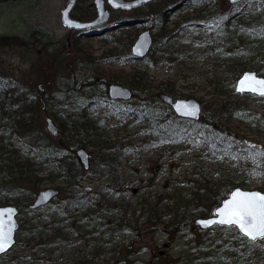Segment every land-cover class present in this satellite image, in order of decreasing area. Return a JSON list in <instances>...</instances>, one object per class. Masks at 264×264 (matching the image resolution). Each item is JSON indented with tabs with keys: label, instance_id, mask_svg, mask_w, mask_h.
I'll return each mask as SVG.
<instances>
[{
	"label": "rangeland",
	"instance_id": "obj_1",
	"mask_svg": "<svg viewBox=\"0 0 264 264\" xmlns=\"http://www.w3.org/2000/svg\"><path fill=\"white\" fill-rule=\"evenodd\" d=\"M157 1L146 3L135 10L116 11L117 15L112 13L118 18L143 16L142 11L147 8L155 10L156 4L163 0ZM168 1L170 5L179 0ZM65 2L66 0H0V74L16 79L33 92L30 100L35 105V122L46 132L47 117H51L54 124L59 126L52 115V112L59 110L58 107L52 108L54 105V100L51 103L52 95L66 90L68 84L72 82L76 86H80L85 80L92 82V86L85 89L83 94L88 97L93 92L95 98H92L93 96L91 98L95 99L94 101L78 99V103L82 102L81 106L85 103L82 108H75L74 103L60 111L68 112L67 116L76 117L84 114L94 123L100 121L101 128L95 130L100 135L94 136L111 143L117 141L114 149L122 151V156L110 168H99L92 159L93 155L89 153V166L96 167L98 175L93 181L86 182L82 188H102L103 191L112 187L119 188L122 189L121 194L124 195L121 197L125 200L133 199L138 189L143 195L158 192L169 181L171 186L184 192L197 186L204 188L218 182L225 184L233 182L244 189L264 191V158L257 160L247 156L225 154L218 150L219 145L215 144V141L221 143L220 138L214 140L207 134L209 139L207 140L203 138L205 132H193L191 133L193 136H186L177 142H158L149 133L140 132L142 126H137V129H126L119 109L135 105L140 102L139 99L134 95L129 101L101 103V96L107 97V94L99 82L100 75L93 66L86 64V55L77 46L80 44L92 52L97 58L95 59L97 66L123 71L136 69L146 73L150 79L169 80L175 90L173 96L195 97L201 103L203 114L208 115L209 110L217 108L218 105L210 103L209 99L216 96V92L220 93L217 97L222 99L223 104L218 107L224 115H229L227 121H220V125L229 126L236 139L243 143L264 144V96L234 91L236 76L230 73L231 70L225 61L229 58L226 52L204 43L201 29L189 24L178 31L167 47H154L144 59H135L129 56L130 44L139 31L150 28L148 21L111 28L94 35L78 36L76 31L68 35L69 30L60 20V9ZM92 2L93 0H77L71 10L72 16L89 18ZM258 3V0H246L232 6L227 3L224 11L227 14L246 11ZM192 6L194 9L198 8ZM190 7L184 2L178 4L172 10L171 18L174 19L176 16L177 19L178 15L190 14ZM114 18L112 15L111 20ZM156 31L157 28H151L152 33ZM156 40L159 41L160 37ZM101 53H105L106 56L104 54L101 56ZM261 59V56L256 57L254 54L242 59V63L245 69H254L264 76V60ZM123 85L128 86L133 94L137 92L129 85ZM35 87L42 91H35ZM142 91L139 90L140 93ZM156 91L152 89L149 92L157 107L162 110L165 105ZM45 100H48L46 108ZM203 102H207L208 106H204ZM55 103L66 104L67 101L56 98ZM67 123L69 124V121ZM189 123L199 127L204 125L200 119ZM81 137L84 138L85 134L78 135V138ZM52 139L58 142L57 133L52 134ZM84 140L86 141L85 138ZM80 143L77 140L74 147L81 146ZM89 148L85 146L86 150ZM61 185L54 182L40 186L39 189L49 186L59 189L47 205L36 210H30L26 205L20 206L17 219L23 230L16 236L13 247L0 256V264L13 261L23 253L29 257L25 264H71L68 261L70 255L61 257L57 253L53 256L45 253L42 246L30 249L31 246L26 243L24 234L26 229H29L27 223H45L57 218L56 211L50 209L65 196L61 191ZM4 189L0 185V204H13L12 199L4 198L7 197ZM130 205L133 206V203ZM138 211L136 213L141 215ZM198 216L201 215L195 214V218ZM165 223V220L160 221L154 225V229H149L145 225V232L137 244L139 249L133 264H180L185 253H195V246L203 247L200 248L202 254L213 253L214 249L220 250L221 245L224 247L221 252L224 253L229 250L231 244L236 247L243 244L241 237L237 241L228 240L234 229L232 226L214 225L206 228L196 226L195 229H185L171 235L157 228ZM130 237L132 233L127 235V240ZM258 241L264 247V239ZM74 248L76 251L74 255L79 257L84 252L87 258L91 257V247L76 244ZM104 251L99 258L109 257L111 253L119 258L117 252H111L107 248ZM195 255L199 258L198 254Z\"/></svg>",
	"mask_w": 264,
	"mask_h": 264
},
{
	"label": "trees",
	"instance_id": "obj_2",
	"mask_svg": "<svg viewBox=\"0 0 264 264\" xmlns=\"http://www.w3.org/2000/svg\"><path fill=\"white\" fill-rule=\"evenodd\" d=\"M258 1L257 6L253 5L246 11L227 14L224 11L227 6L225 0H179L170 5L168 0H163L156 4L155 10L147 8L142 13L147 15L145 20L149 22V27L157 28L153 34V48L167 47L180 29L191 24L190 26L201 29L204 43L227 53L229 58L225 61L231 75L237 77L245 70L242 59L255 54L264 60V0ZM182 2L191 6L190 14L178 15L177 19L176 16L172 19V10ZM192 5L198 8L194 9ZM114 13L117 15L118 12ZM90 14L94 15L93 5ZM115 14L113 16L118 18ZM124 20L125 18L120 17L110 24L118 27ZM199 21L203 23H197ZM157 37H160L159 41L156 40ZM132 38L133 36L130 40ZM77 48L85 53L86 64L93 66L99 73V82L104 89L113 81L127 84L137 90L134 95L140 102L119 109L126 129L142 126L140 132L149 133L158 142H177L193 132H205L203 138L207 140V134L211 139H222L221 143L215 141V144L219 145L218 150L225 154L247 156L257 160L264 158V144L243 143L236 139L229 126L220 125V121H227L229 117L218 107L223 104L222 99L217 97L220 93L216 92V96L210 97L209 102L218 106L209 110L208 115H202L200 120L204 125L199 127L175 116L165 104L162 110L157 107L149 91L155 89L157 93L166 92L173 95L175 90L169 80L150 79L146 73L136 69L126 72L122 69L97 66V58L92 52L80 44ZM103 54L105 55L101 53V56ZM68 85L66 90L55 92L51 97V103L54 100L52 108L59 109L52 112L59 125L58 142H55L52 134L42 130L35 122V105L30 100L33 92L16 79L0 74V185L3 189L5 187L7 197L4 198L24 206L41 185L54 182L61 183V191L65 193L50 209L56 211L58 219L45 223H27L29 229H26L24 234L30 249L42 246L45 253L53 256L57 253L61 257L70 255L68 261L71 264H133L145 225L154 229L155 224L165 220L166 223L157 228L171 235L185 229H195V214H210L213 207L236 186L233 182H218L204 188L197 186L184 192L171 186L169 181L158 192L143 195L138 189L137 195L128 199L129 201L121 197L124 194H121L122 189L119 188L112 187L106 191L102 188H82L86 182L89 183L97 177L98 170L90 166L84 169L80 165L74 152L77 140L81 142V146L90 147L88 152L93 155L92 159L99 168L113 166L122 156V151L114 149L117 141L111 143L95 137L100 135L95 131L101 128L100 121L94 123L84 114L75 117L60 111L74 103L75 108H82L85 103L81 106L82 102L78 103V99L95 100L92 99L95 98L93 92L88 97L83 94L85 89L92 86L91 81L85 80L80 86H76L74 82ZM34 89L37 92L42 91L37 87ZM139 90H143L142 93ZM56 98L67 103H55ZM104 99L105 97L101 96V102ZM207 102L202 104L205 106ZM47 103L48 100H45V108ZM79 134H85L86 141L82 137L78 138ZM89 135L93 136L89 138ZM137 210L141 215L136 213ZM22 228L20 225L17 236L22 232ZM129 233H132V237L127 240ZM239 237V233L233 229L228 240L237 241ZM240 239L243 240L240 247L231 244L229 250L224 253L221 252L223 245L220 250L214 249L213 253L202 254L203 247L201 246L200 250V246H195L197 253H185L180 264H264V247L261 243L258 240L251 242L243 237ZM76 244L91 247V257L87 258L84 252L79 257L74 255ZM106 248L117 252L119 258L113 253L109 257L99 258ZM195 254H198L199 258H196ZM28 258L23 253L5 264H25Z\"/></svg>",
	"mask_w": 264,
	"mask_h": 264
},
{
	"label": "water",
	"instance_id": "obj_3",
	"mask_svg": "<svg viewBox=\"0 0 264 264\" xmlns=\"http://www.w3.org/2000/svg\"><path fill=\"white\" fill-rule=\"evenodd\" d=\"M75 1L76 0H66L64 6L60 9V20L66 28H68V29H89V28H92L94 26L100 25L105 20H107V18L109 16V11L105 7V0H93V4L95 7L96 14L93 18L86 19V20L85 19H77V18H74L70 15V10L74 6ZM106 1L113 8L130 9L132 7H136V6H140L142 4H145L151 0H106ZM227 1L229 3H236V2H239L242 0H227ZM69 34H70V32H68V35ZM151 45H152V36H151L150 30L144 29L141 32H139L137 34V36L135 37L134 41L132 42V44L130 46V52H131L133 57L142 58L149 52ZM249 74L255 76L256 79L264 80V76L257 74V72L255 70L247 69V70H244L236 78L234 90H235V92H238V93H251L254 95H258V94L251 92L250 90H248L247 86H245L244 90H241V81L244 80L245 76H247ZM107 94L111 99H118L119 98V99L126 100V99H129L131 97L132 91L127 86L121 85L119 83L111 82L107 85ZM258 96H260V95H258ZM159 98L162 101H164L166 104H168L172 108L174 113L179 117H184V118H189L191 120H196L201 115V104L194 97H173L172 95L167 94L165 92H160ZM182 105H188L190 108L195 109V115L184 114V110L179 107ZM46 128L51 133H56L57 129H58L50 117L46 118ZM75 153H76L80 163L82 164V166L84 168H87L88 163H89L87 150L83 147H78L75 150ZM237 190H239L241 192H260V193L264 194V191L259 190V189H244V188H241L239 186H236L228 192L227 196L225 198H223L217 206H215L211 215H208L206 217H197L194 222L196 224H198L199 226L205 228V226H203L200 223L201 221L218 219V216L216 215L217 210L219 208H222L224 203L227 200L231 199L232 193L236 192ZM57 192H58V189L55 187H51V186L39 189L37 191L32 203L29 204V207L35 208V207L46 204L51 198H53L57 194ZM0 209H14L15 210L14 214L12 215V218H11L13 223H14V228H13V231L11 233V246H12L14 241H15V232H16L18 225H19L17 222V219H16L18 207L15 205H12V204H5V205H0ZM5 219H7V217H5ZM212 225H214V224H212ZM225 226H227V225H225ZM238 232H239V230H238ZM240 234L243 236L242 233H240ZM4 252H0V254H2Z\"/></svg>",
	"mask_w": 264,
	"mask_h": 264
},
{
	"label": "snow or ice",
	"instance_id": "obj_4",
	"mask_svg": "<svg viewBox=\"0 0 264 264\" xmlns=\"http://www.w3.org/2000/svg\"><path fill=\"white\" fill-rule=\"evenodd\" d=\"M245 86L251 92L264 96V80L256 79L249 74L241 81V90H244ZM179 107L184 110V114L195 115V109L188 105ZM14 211V209H0V252L6 251L11 246V233L14 228L11 218ZM216 215L218 219L200 223L205 227L212 224L234 226L251 241L264 239V194L237 190L232 193L231 199L217 210Z\"/></svg>",
	"mask_w": 264,
	"mask_h": 264
},
{
	"label": "flooded vegetation",
	"instance_id": "obj_5",
	"mask_svg": "<svg viewBox=\"0 0 264 264\" xmlns=\"http://www.w3.org/2000/svg\"><path fill=\"white\" fill-rule=\"evenodd\" d=\"M135 9H137V8L130 9V10H135ZM116 10H118V11H123V10H120V9H110V12H112V11H116ZM101 26H102V25H101ZM100 29H103V28H100ZM81 33H82V32L78 31V32H77V35L80 36Z\"/></svg>",
	"mask_w": 264,
	"mask_h": 264
}]
</instances>
